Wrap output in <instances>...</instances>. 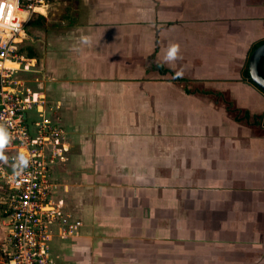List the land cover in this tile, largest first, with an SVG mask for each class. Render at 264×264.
<instances>
[{
  "label": "crops",
  "instance_id": "0c3cea01",
  "mask_svg": "<svg viewBox=\"0 0 264 264\" xmlns=\"http://www.w3.org/2000/svg\"><path fill=\"white\" fill-rule=\"evenodd\" d=\"M261 6L53 0L29 21L22 75L65 130L53 196L80 222L53 243L57 264H264V125L227 104L264 113L243 77Z\"/></svg>",
  "mask_w": 264,
  "mask_h": 264
},
{
  "label": "built area",
  "instance_id": "2783aa9c",
  "mask_svg": "<svg viewBox=\"0 0 264 264\" xmlns=\"http://www.w3.org/2000/svg\"><path fill=\"white\" fill-rule=\"evenodd\" d=\"M52 1L0 0V124L11 137L6 159L0 156V207L11 246L3 264H57L53 243L67 240L80 224L69 221L53 196L54 166L67 151L65 130L47 110L45 95L22 76L31 62L21 46L24 28ZM21 156L26 166L18 163Z\"/></svg>",
  "mask_w": 264,
  "mask_h": 264
},
{
  "label": "trees",
  "instance_id": "16d2710c",
  "mask_svg": "<svg viewBox=\"0 0 264 264\" xmlns=\"http://www.w3.org/2000/svg\"><path fill=\"white\" fill-rule=\"evenodd\" d=\"M263 43H264V40L254 44L252 49H251V54L257 47H259ZM259 71L262 74V76L264 77V59L261 61L260 65H259ZM243 77L248 79V81L252 85H254L256 88H258L250 78L248 64L246 65V67L243 70ZM199 86H201V85H195L194 89L186 87L185 90L187 93H194L196 91L202 92L204 94L205 93H208V94L211 93L210 90H205V89L201 90ZM227 104H228V110L230 111V113H231V115L235 121L240 122V123H244L247 125H250V124H252V125H261V124L264 125V113L258 114V115H252L248 110H241V109L237 108L232 101L227 102ZM0 161H1V158H0ZM0 209L2 210V207H0Z\"/></svg>",
  "mask_w": 264,
  "mask_h": 264
},
{
  "label": "rangeland",
  "instance_id": "374dc122",
  "mask_svg": "<svg viewBox=\"0 0 264 264\" xmlns=\"http://www.w3.org/2000/svg\"><path fill=\"white\" fill-rule=\"evenodd\" d=\"M251 2L252 3H259V6L262 5L261 7L264 8V0H251ZM69 10H70V8H69ZM31 29H32V21L29 22L24 28V31L26 32V35H27L26 38H30L29 40H31L32 39L31 37L34 35L33 29H32V31H31ZM26 38L25 39L23 38L21 45L23 46L22 50H24V53L29 55L30 52H28V51H30V48H32V47L30 46V42L27 41ZM0 156H2V158H5L7 156V153H5V151H3V153L0 154ZM1 184L2 183H0V186H1ZM4 217H5V215H4L3 211L0 209V264H3L2 260H3L4 256H7V254L11 251V249H10L11 246H10L9 239H8V228L5 225L6 219Z\"/></svg>",
  "mask_w": 264,
  "mask_h": 264
},
{
  "label": "clouds",
  "instance_id": "9594fccd",
  "mask_svg": "<svg viewBox=\"0 0 264 264\" xmlns=\"http://www.w3.org/2000/svg\"><path fill=\"white\" fill-rule=\"evenodd\" d=\"M81 42L89 44L91 41L89 37L82 36ZM178 59H182V56L180 55V44L176 42L170 43L167 48L164 61L167 63H172ZM178 75H180V73H178ZM10 138V134L8 133L4 125L0 124V154L3 153V150L9 144ZM18 163L22 166H26L28 164V159L24 156H21L18 158Z\"/></svg>",
  "mask_w": 264,
  "mask_h": 264
},
{
  "label": "water",
  "instance_id": "95a60500",
  "mask_svg": "<svg viewBox=\"0 0 264 264\" xmlns=\"http://www.w3.org/2000/svg\"><path fill=\"white\" fill-rule=\"evenodd\" d=\"M263 59L264 43L252 52L248 61L250 78L262 92H264V77L259 71V65Z\"/></svg>",
  "mask_w": 264,
  "mask_h": 264
},
{
  "label": "bare ground",
  "instance_id": "6f19581e",
  "mask_svg": "<svg viewBox=\"0 0 264 264\" xmlns=\"http://www.w3.org/2000/svg\"><path fill=\"white\" fill-rule=\"evenodd\" d=\"M8 65H9V63H8ZM11 65V64H10Z\"/></svg>",
  "mask_w": 264,
  "mask_h": 264
}]
</instances>
